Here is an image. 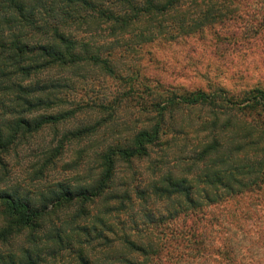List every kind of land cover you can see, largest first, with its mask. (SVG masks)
Segmentation results:
<instances>
[{"label":"trees","instance_id":"obj_1","mask_svg":"<svg viewBox=\"0 0 264 264\" xmlns=\"http://www.w3.org/2000/svg\"><path fill=\"white\" fill-rule=\"evenodd\" d=\"M120 2L121 0H116V3ZM26 7L30 9L27 14ZM161 7L173 18L172 30L188 35L220 24L227 16L213 0H166V4ZM5 10L9 14L0 16V150L8 152L25 144L33 132L37 134L47 127L56 129L57 125L74 115L73 110L65 113L64 111L48 113L62 105L64 103L62 95L72 90L71 79L59 76L60 74H72L87 68H97L110 77H116V72L109 57L75 54L76 48L82 53L88 50L99 51L96 44L90 45L84 39H77L74 41L72 51H69V46L56 28L47 22L43 25L38 23V20L44 18L56 19L58 14L73 24H79L80 27L89 26L88 20L83 16L97 13L92 0H31V3H24L23 0H3L0 12ZM89 19L92 25H108L107 29L111 35L123 34L141 22L139 15L131 18L121 17L111 9L100 11ZM154 21L160 22L151 17L147 20L150 23ZM21 24L29 29L24 33L27 43L15 35L18 25ZM154 29L163 33L159 27ZM140 36L142 37L143 33ZM154 36L151 32L150 40H153ZM170 36L175 37V34ZM65 52H68V55H64ZM163 93L166 94H160L157 96L158 99L148 102L139 96V103L147 105L145 108H151L155 112L152 118L154 122L124 142L109 144L94 154L95 158L98 157L100 165L96 168L98 172L94 176V183L89 185L85 192L80 195H64L60 201L55 202L52 201L50 194L38 193L30 202L32 207H29V202L12 205L4 201L7 207H0V248L5 249H0V264H84L82 250L70 246L72 238L63 240L61 236L63 230H58L53 233L54 236L47 238V242H54L52 246L41 244L42 248L40 247V250L37 248L39 240L36 235L43 230V221L48 216L57 215L64 207L65 213L68 214L69 208L77 204V211L65 218L67 222H76L78 217L85 219L88 216L87 205L95 198L105 197L106 193H110L111 196H106L105 202L106 199L117 198V193L110 186L114 180L115 170L123 164L131 169L134 161L148 158L155 148L163 152V147L171 140L167 138L170 132L167 131L169 127L166 126V115L173 119L176 112L182 113L184 110L192 109L204 112L211 121L207 123L208 135L196 144L191 152V158H187L189 160L187 168L178 172L171 168L172 170L163 172L146 185L145 190L134 188V194L142 202L150 199L173 205L167 216H161L156 221L155 228H162L164 222L182 218L186 222L189 221V229L166 232L169 233L168 236L162 234L163 237L157 242L149 237L151 232L148 235H141L137 227L134 228V232L138 233L136 234L139 242L132 240L123 230L122 236L118 239L120 248L112 238L94 227H76L75 230L70 227L68 234L75 235L77 241L83 237L78 243L98 241L105 246H112L117 259L110 261V264H161L166 258L178 263L181 259H189L191 253L194 254V258L198 254L199 258L203 259L213 256L234 264L233 252L229 246H214L211 240L206 238L208 233L204 237L205 229L199 232L195 225L207 216L205 212L208 208L217 207L226 200L225 198L233 199L242 192L262 187L264 148L258 145L264 140V85L258 83L239 90L220 85L215 89H209L208 92L199 89L181 92L168 90ZM22 113H27V117L22 116ZM25 119L33 123L36 119H41L42 122L39 127L33 129L29 128ZM104 122L105 120H99L63 134L55 147L44 154L43 163L36 170L37 179L39 180V175L43 171L56 166V161L65 151L64 144L69 145L71 141L94 136ZM217 150H223L229 156L235 155L238 159V164L233 169L235 175H230V178H222L220 172L211 170L205 164L206 161L215 160ZM178 163L176 162L173 167ZM70 165L77 167L78 162L74 161ZM200 165L205 167L201 168ZM77 190L76 187L72 188L74 193ZM145 194H148V198ZM118 198L122 200V204L115 211L123 210L125 202L129 201L128 204L132 205L127 190L120 193ZM142 213L145 219L153 224L151 213H148V210ZM97 223L103 225L100 218L97 219ZM27 231L26 236L23 235L24 243L17 246L18 251L15 252L12 248V238L22 236L20 234ZM107 232L114 234L111 228H108ZM25 242L28 244L26 247ZM222 242L220 241V244ZM180 243L184 247L181 249L184 251L182 254L176 251V248L181 246ZM64 244L70 246L67 249L71 250L74 256L62 257L60 253ZM163 254L165 258L162 257ZM64 258L70 261L66 263ZM91 264L96 262L92 261Z\"/></svg>","mask_w":264,"mask_h":264},{"label":"rangeland","instance_id":"obj_2","mask_svg":"<svg viewBox=\"0 0 264 264\" xmlns=\"http://www.w3.org/2000/svg\"><path fill=\"white\" fill-rule=\"evenodd\" d=\"M213 1L227 16L222 23L212 25L196 34L188 35L173 31L171 15L159 20L158 23L156 21L137 23L118 35H111L106 24H89L77 28L79 40L84 39L90 45L96 44L99 51L103 50L105 53L101 56L109 57L116 77L107 76L97 68L80 69L76 73L59 75L71 79L72 90L62 95L64 100L62 105L48 113L56 111L65 113L73 110L74 115L57 125L56 129L45 128L34 135L32 141L27 140L16 149L17 153L20 150L25 151V158L32 161L28 167H33L37 157L44 158L46 151L54 148L66 132L99 120L105 122L94 136L71 141L69 145L64 144L65 151L56 161V166L43 171L39 175L40 181L44 180L45 175L55 177L57 168L63 171L75 170L70 167L74 161L78 162L76 168L93 165L95 176L98 172L95 166V162L98 161V157L95 158L94 155L96 152L99 153L109 144L124 142L154 122L152 118L155 112L151 108H145L147 105H141L139 96L148 102L158 99V95L166 94L163 92L168 90L181 92L200 89L208 92L209 89H215L220 85L236 90L258 83L264 85V0ZM231 10L235 12L231 13ZM156 27L161 28L163 33L155 30ZM90 32H94L95 35H89ZM151 32L155 35L153 40H150ZM170 34H175V37H171ZM101 100L105 102L99 103ZM166 117V126L170 128L167 129L170 132L167 138L171 140L163 147L164 151L155 148L148 158L134 161L131 169L124 164L116 169L110 186L117 193V198L114 200L109 198L105 202L106 196H111L110 193H106L105 197L95 198L87 205L88 216L85 219L78 217L76 222L65 221L68 215L77 211V204L69 208L68 214L65 213L64 207L57 215L48 216L43 221V230L36 235L39 250L43 246L41 244L48 246L54 244L46 240L49 236H54L53 233L58 230L64 231L61 233L64 241L72 238L70 246L77 248L83 237L77 241L75 235L68 234L70 227L74 230L76 227H94L102 230L114 240L118 248H120L118 239L122 236L123 230L129 235L134 234L135 238L133 235H130V238L139 242L138 233L134 232V228L137 227L141 235H148L151 232L152 235L149 237L157 242L163 237L162 234L168 236L169 233L166 232L189 229V221L186 222L182 218L164 222L162 228L154 227L156 221L161 216H167L169 210L173 208L171 203L146 199L144 203L152 201L154 204V207L146 209L152 215L153 224L143 216L142 212L145 210L136 209L137 202L142 201L134 194V188L145 190L146 185L171 168L175 172L185 170L189 164L187 158H191L194 147L208 135L207 123L211 118L199 109L184 110L182 113L178 111L173 115V119H169L167 115ZM176 162H179L178 165L173 167ZM261 184L260 189H250L248 190L250 192H242L233 199L227 197L217 207L208 208L205 212L206 219L198 221L195 225L199 232L205 229L204 237L208 233L206 238L211 240L214 246L228 245L233 252L234 264H264V182ZM126 190L132 205L128 204L129 201L125 202L123 210L115 211L122 204V200L118 198L120 193ZM147 196L148 194H145L146 198ZM98 218L103 225L97 223ZM108 228L114 230V234L107 232ZM131 228L133 230H129ZM27 233L28 231L22 232L20 234L22 236L16 238L20 242L13 243L12 248L15 252L18 251L17 246L24 243L23 235ZM220 241L223 242L220 244ZM180 245L176 251L182 254L181 249L184 247L181 243ZM24 246L28 244L25 242ZM70 246L63 245L60 253L62 257L73 255V252L67 249ZM190 256L189 259H181L178 263L166 258L161 264H229L226 260L213 256L205 259L199 258V254L195 258L193 253ZM162 257L165 258L164 254ZM65 260L66 263L70 261Z\"/></svg>","mask_w":264,"mask_h":264},{"label":"clouds","instance_id":"obj_3","mask_svg":"<svg viewBox=\"0 0 264 264\" xmlns=\"http://www.w3.org/2000/svg\"><path fill=\"white\" fill-rule=\"evenodd\" d=\"M24 3H31V0H23ZM97 13L100 11L111 9L121 17H134L139 15L141 23L149 20V18H154L159 21L170 13L163 11L162 7L166 4V0H121L120 3H116V0H92ZM0 4H3V0H0ZM154 9H159L156 11ZM30 9L25 8V13H29ZM97 13H89L84 15L83 18L88 20L89 24L92 21L89 19L90 16H95ZM9 14L6 10L0 12V16ZM56 28L61 36L65 39L66 45L69 46V51H72L74 47V41L79 39L77 34V28L80 27L79 24H73L69 20H65L64 17L57 14L56 19L48 20L47 18L38 20L40 25L45 24ZM115 23V21H113ZM87 26V25H85ZM119 27V25H117ZM29 29L23 27L22 24L18 25L15 35L18 39H21L24 43L28 40L24 37V33L28 32ZM51 34V33H50ZM89 35H95L94 32H90ZM75 54L77 55H87L89 57L104 55L103 50L93 51L88 50L86 52H81L79 48L75 49ZM64 55H68L65 52ZM101 100L99 103H104ZM27 113H22V116L27 117ZM155 115V114H153ZM167 118V117H165ZM41 119H36L33 123L29 119H25V123L28 124L29 128H37L41 124ZM36 133L33 132L32 136H28V140L32 141L33 136ZM259 135V134H258ZM19 143V141H16ZM258 147L264 148V140H261ZM25 151L20 150L17 153L15 148L5 152L0 150V207H7L4 201L10 202L12 205L29 202V207H32L30 203L36 194H50L52 201H60L64 195H80L88 189V186L94 183L95 177L93 175V165L88 167L76 168V165L70 166L72 169L69 171H63L60 168L56 169L57 175L55 177H48L45 175L43 181L36 178L37 168H39L43 163V158L37 157V162L33 167L29 168L28 165L32 163L30 159L25 158ZM205 164L208 168L213 171H218L222 178H230V175H235L233 171L234 166L238 164V159L235 155L229 156L223 150H217L215 153V160L206 161ZM100 161L95 162V166H99ZM203 168L205 165H200ZM76 187L78 190L74 193L72 188ZM154 207L152 201L137 202V210H146ZM22 215V213H21ZM119 232V228H117ZM123 234V233H121ZM134 237V234H131ZM13 243H19L15 237L12 238ZM77 247L82 250L84 264H91L95 261L96 264H110V261L117 259L112 246H105L100 242H80Z\"/></svg>","mask_w":264,"mask_h":264}]
</instances>
